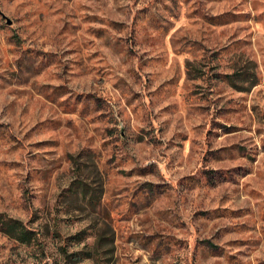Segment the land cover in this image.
I'll list each match as a JSON object with an SVG mask.
<instances>
[{
	"label": "rangeland",
	"instance_id": "1",
	"mask_svg": "<svg viewBox=\"0 0 264 264\" xmlns=\"http://www.w3.org/2000/svg\"><path fill=\"white\" fill-rule=\"evenodd\" d=\"M0 215V264H264V0H0Z\"/></svg>",
	"mask_w": 264,
	"mask_h": 264
},
{
	"label": "trees",
	"instance_id": "2",
	"mask_svg": "<svg viewBox=\"0 0 264 264\" xmlns=\"http://www.w3.org/2000/svg\"><path fill=\"white\" fill-rule=\"evenodd\" d=\"M253 77L254 79L257 80V82L253 81L252 83L256 85V83H258V78L257 76H253ZM227 79L229 80L230 84L234 85L235 76H229ZM83 191H84L83 193H84L85 198L87 196H90V203L97 202V199H95L96 194L94 196L93 194H91V192H89L86 189H84ZM0 231L8 234L9 236L15 237L16 239H18L19 241L23 243H31L34 239L32 232L25 230L21 222L14 220V219L7 218L4 215H0Z\"/></svg>",
	"mask_w": 264,
	"mask_h": 264
}]
</instances>
